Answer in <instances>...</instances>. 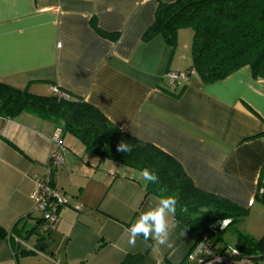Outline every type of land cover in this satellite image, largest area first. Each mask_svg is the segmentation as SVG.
<instances>
[{
	"label": "crops",
	"instance_id": "obj_1",
	"mask_svg": "<svg viewBox=\"0 0 264 264\" xmlns=\"http://www.w3.org/2000/svg\"><path fill=\"white\" fill-rule=\"evenodd\" d=\"M175 1L0 0V81L42 96L56 86L83 99L121 131L171 156L197 189L249 211L258 206L264 215V80L242 67L212 83L194 73L168 90L166 73L191 66L193 32L179 29L174 46L160 34L143 35L157 8ZM56 127L28 112L0 116V227L7 240H0V264H12L1 253L39 249L29 194L45 173ZM61 140L66 152L55 183L69 204L55 229L40 236L45 261L119 264L133 255L129 264H197L187 258L197 236L172 216L174 249L142 236L130 245L127 229L159 198L145 192L140 171L99 158L71 134L62 132ZM244 230L264 232V218Z\"/></svg>",
	"mask_w": 264,
	"mask_h": 264
},
{
	"label": "trees",
	"instance_id": "obj_2",
	"mask_svg": "<svg viewBox=\"0 0 264 264\" xmlns=\"http://www.w3.org/2000/svg\"><path fill=\"white\" fill-rule=\"evenodd\" d=\"M182 28L193 32L189 69L204 83L222 80L242 67H248L255 79L264 80V0H176L157 8L154 22L143 39L160 34L167 44L174 46L177 31ZM22 112L61 125L62 132L74 136L99 158L140 172L146 167L154 171L159 183L147 182L145 192L159 199L161 195H175L178 203L174 218L197 239L207 232L210 224L229 220L223 230L208 236V239L213 236L209 242L212 246L221 232L247 214V209L232 201L197 189L171 156L121 131L83 99L69 94L64 98L53 92L35 95L0 81V116L13 118ZM122 141L131 146L130 153L116 150ZM261 189L258 199L264 202V184ZM40 236L41 251L47 243L41 242ZM5 237L6 232L0 227V240ZM233 248L257 262L264 259V237L255 239L237 230ZM132 256H125L119 264H129Z\"/></svg>",
	"mask_w": 264,
	"mask_h": 264
},
{
	"label": "built area",
	"instance_id": "obj_3",
	"mask_svg": "<svg viewBox=\"0 0 264 264\" xmlns=\"http://www.w3.org/2000/svg\"><path fill=\"white\" fill-rule=\"evenodd\" d=\"M192 69L186 71H169L165 77L167 79L168 88L173 91L179 83L186 82L189 75L194 74ZM51 91L58 96L67 97L58 87L52 86ZM62 129L56 127L51 136L50 159L45 168L42 177L35 179V186L29 194L30 200L33 202L34 210L40 213L37 229L38 232L49 234L53 231L57 224L58 211L60 208L69 204L66 194L60 190L55 183V176L58 167L63 163V155L66 152L61 140ZM229 220H221L209 225L208 230L200 238L197 239L193 249L187 255L189 260L195 261L197 264H206L208 262H216L217 264H259L253 258L242 255L233 247L225 246L218 251L209 241L208 236L217 230H223ZM41 235V234H40ZM19 242V240H17ZM28 251L40 253L36 247H26ZM16 255V253H14Z\"/></svg>",
	"mask_w": 264,
	"mask_h": 264
},
{
	"label": "clouds",
	"instance_id": "obj_4",
	"mask_svg": "<svg viewBox=\"0 0 264 264\" xmlns=\"http://www.w3.org/2000/svg\"><path fill=\"white\" fill-rule=\"evenodd\" d=\"M117 151L130 153L131 146L125 142L117 145ZM143 180L152 184L159 183V176L149 168H143L140 172ZM166 191V190H161ZM178 200L175 195H161L158 203L154 207L148 208L142 212L127 229L128 243L135 245L137 237H143L144 240L152 239L157 247L164 245L167 248L174 249L175 241L169 240L170 229H176L177 223L169 217H174ZM183 235V233H181Z\"/></svg>",
	"mask_w": 264,
	"mask_h": 264
},
{
	"label": "rangeland",
	"instance_id": "obj_5",
	"mask_svg": "<svg viewBox=\"0 0 264 264\" xmlns=\"http://www.w3.org/2000/svg\"><path fill=\"white\" fill-rule=\"evenodd\" d=\"M36 214H37V217H40V213L39 212L36 211ZM262 218H264V215H262V211L260 210V208L258 206L254 207L250 211L247 209L246 216L244 218H242V219L234 222L231 226H228L223 232H221L218 235L220 237V239H218L217 241H214V242L216 244H218V246H220L222 248L224 246H226V245H228L229 247H233L234 244H235L236 231L238 230V231H242V232H245V233H248L249 234V232L246 231V230H244V228H249V227H252V226L257 225V223ZM40 234L41 235H44V233H42V232H40ZM253 236H254L253 238L259 239L261 237H264V232L256 233ZM1 240L4 241L6 239L4 238V239H1ZM211 240H213V236H212V238L209 237V239H208L209 242ZM28 242L29 243H27V245L33 244V239L29 240ZM8 243H10V242L8 241L5 244V247L7 249H9ZM216 248H218V247H216ZM25 251H26L25 254H20V252H17V254L13 256L11 250H9L8 251L9 252V257L6 256L5 253H1V258L2 259L9 258L12 261V264H18L16 262V259H17V261L18 260L21 261L20 264H50V263H48L47 261L44 260L43 257L45 256V254L42 251L40 253H36V252L28 251V250H25Z\"/></svg>",
	"mask_w": 264,
	"mask_h": 264
}]
</instances>
